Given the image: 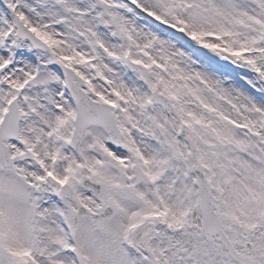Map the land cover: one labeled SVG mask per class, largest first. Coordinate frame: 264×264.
<instances>
[{"label":"snow or ice","instance_id":"6c2138e0","mask_svg":"<svg viewBox=\"0 0 264 264\" xmlns=\"http://www.w3.org/2000/svg\"><path fill=\"white\" fill-rule=\"evenodd\" d=\"M0 264H264V0H0Z\"/></svg>","mask_w":264,"mask_h":264}]
</instances>
